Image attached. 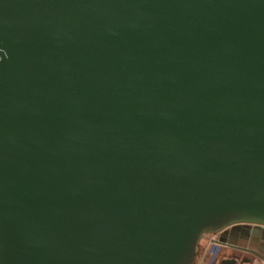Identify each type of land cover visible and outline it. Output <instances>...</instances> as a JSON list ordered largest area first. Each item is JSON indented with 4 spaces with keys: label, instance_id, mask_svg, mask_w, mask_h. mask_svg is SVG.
<instances>
[{
    "label": "water",
    "instance_id": "1",
    "mask_svg": "<svg viewBox=\"0 0 264 264\" xmlns=\"http://www.w3.org/2000/svg\"><path fill=\"white\" fill-rule=\"evenodd\" d=\"M240 225L264 0H0V264H194L218 234L213 264Z\"/></svg>",
    "mask_w": 264,
    "mask_h": 264
},
{
    "label": "crops",
    "instance_id": "2",
    "mask_svg": "<svg viewBox=\"0 0 264 264\" xmlns=\"http://www.w3.org/2000/svg\"><path fill=\"white\" fill-rule=\"evenodd\" d=\"M216 238L219 240V235H210L208 239L201 243L203 248V253L197 260L196 264H210L214 256V251L212 250L213 242L212 239ZM230 243H236L234 239L230 238L228 240ZM238 245L243 247V251L234 252L232 250L223 248L217 253L213 264H220L223 259L237 257L238 264H264V236L261 232L257 235H253L250 239H241Z\"/></svg>",
    "mask_w": 264,
    "mask_h": 264
},
{
    "label": "flooded vegetation",
    "instance_id": "3",
    "mask_svg": "<svg viewBox=\"0 0 264 264\" xmlns=\"http://www.w3.org/2000/svg\"><path fill=\"white\" fill-rule=\"evenodd\" d=\"M233 233H248V232H259L261 231V235L264 236V227H261V229H258L254 226H250V225H240L235 227L234 229L232 228ZM234 239V237L232 238Z\"/></svg>",
    "mask_w": 264,
    "mask_h": 264
},
{
    "label": "rangeland",
    "instance_id": "4",
    "mask_svg": "<svg viewBox=\"0 0 264 264\" xmlns=\"http://www.w3.org/2000/svg\"><path fill=\"white\" fill-rule=\"evenodd\" d=\"M209 236H210V235L206 236V237L203 239V241H204V240L206 241V240L208 239ZM203 241H202V242H203ZM202 242H201V243H202ZM203 251H204V250H203V248H202V245H200V252H199V254H198V256H197L196 261H195L194 264L197 263V260H198V258L200 257V255L203 253Z\"/></svg>",
    "mask_w": 264,
    "mask_h": 264
},
{
    "label": "built area",
    "instance_id": "5",
    "mask_svg": "<svg viewBox=\"0 0 264 264\" xmlns=\"http://www.w3.org/2000/svg\"><path fill=\"white\" fill-rule=\"evenodd\" d=\"M216 241H217V239H216V238H213V239H212V242H213V243H215Z\"/></svg>",
    "mask_w": 264,
    "mask_h": 264
}]
</instances>
